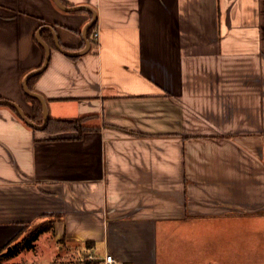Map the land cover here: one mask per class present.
Masks as SVG:
<instances>
[{
    "label": "crops",
    "instance_id": "1",
    "mask_svg": "<svg viewBox=\"0 0 264 264\" xmlns=\"http://www.w3.org/2000/svg\"><path fill=\"white\" fill-rule=\"evenodd\" d=\"M59 1L81 8L0 0V99L32 115L22 82L48 30L74 54L53 36L31 90L48 117L95 129L50 135L0 104V247L55 215L58 264H81L85 241L160 264L172 232L189 264H264V0ZM252 232L261 243L237 242Z\"/></svg>",
    "mask_w": 264,
    "mask_h": 264
},
{
    "label": "trees",
    "instance_id": "2",
    "mask_svg": "<svg viewBox=\"0 0 264 264\" xmlns=\"http://www.w3.org/2000/svg\"><path fill=\"white\" fill-rule=\"evenodd\" d=\"M96 26V22L89 27L87 34L90 36ZM42 36L44 37V40L49 44V46L54 47V40L53 36H51V33L48 30L42 31ZM38 75L30 76L27 79L28 87L29 89L33 88L34 81ZM32 105V115L30 116L31 120L37 124L41 125L43 121V113H42V103L34 97H31L26 94L25 96ZM4 105L8 106L10 109L14 111L15 114L19 116L16 109L7 103ZM92 115H88L85 117L77 118V119H61V118H51L48 117V120L44 126V129H42L43 132H46L47 134L53 135L58 134L61 132H72L73 130L77 131V137L80 138L84 132L95 129V127L92 126H86L84 125V122L90 119ZM60 218L55 215H49L45 216V218H41L38 221L30 222V224H26L23 226V228L19 231V233L16 234L15 238L10 240L8 243L0 247V262L15 257V255L21 253L23 250L30 249L37 241V239L42 234H49L50 236L54 233V226L57 221H59ZM84 254L88 255V252L93 247V242L85 241L82 243ZM82 264H88V261L85 259L82 261ZM101 260L98 258H95L92 260V264H100Z\"/></svg>",
    "mask_w": 264,
    "mask_h": 264
},
{
    "label": "rangeland",
    "instance_id": "3",
    "mask_svg": "<svg viewBox=\"0 0 264 264\" xmlns=\"http://www.w3.org/2000/svg\"><path fill=\"white\" fill-rule=\"evenodd\" d=\"M255 223L259 224L258 221ZM252 226L250 228H253ZM255 228H257V225ZM171 234L172 236L169 237V239H165V243L161 246V248L159 247L160 252L158 262L160 264H189L188 259L186 260L185 248L183 247V243L181 242L180 238L176 237L175 232H172ZM242 235L243 233H240L239 240H237V242L243 246H245L246 243L248 241H251L252 239L256 242L260 241V234H255V232L251 233V238L243 237ZM48 237L49 236H47V233L40 235V237L37 239V241H35L34 245L30 247V249L22 251L21 253L15 255V257L6 259L0 262V264H58L56 262H53L56 257V253L55 251H53V247L48 244ZM63 247L64 253H69L70 251L77 252L78 245L65 246L64 244ZM161 250H163V252H161ZM74 254L75 253L71 252L66 256L68 259H72L73 257L75 258ZM78 254L80 255L79 259L81 264L85 259L88 261V264H92V261L88 260L87 254H84V252H79ZM96 254H98V252ZM188 255L198 257L199 259V254L197 252Z\"/></svg>",
    "mask_w": 264,
    "mask_h": 264
},
{
    "label": "water",
    "instance_id": "4",
    "mask_svg": "<svg viewBox=\"0 0 264 264\" xmlns=\"http://www.w3.org/2000/svg\"><path fill=\"white\" fill-rule=\"evenodd\" d=\"M55 2L56 5H58L60 8L64 9V10H67V11H72V10H79L81 7L79 6H65L63 5L59 0H53ZM92 20L85 26V28L82 30V35H83V38L84 40H86V44H85V47L84 49H82V51L80 53H84L86 52V49L88 47V39H87V29L89 26H91L92 24H94L96 22V19H95V13L92 12ZM49 28L52 33H53V30H52V27H47ZM37 36V39L38 41L42 44V46L44 47V51H45V55H44V59H43V62L41 63L40 67L36 70H33L31 72H29L24 80H23V89H24V92L31 96V97H34V98H37L41 103H42V113H43V121H42V124L41 125H37L35 124L31 118L29 116H27V114L23 113L22 109L14 102L10 101V102H5V100L3 99H0V104H3V103H7L9 105H12L17 113L19 114L20 118L25 122L27 123L29 126H31L33 129H36V130H41L44 129V126L48 120V113L46 112V106H45V101H44V98H42V96H40L38 93H35L33 92L31 89H29L28 87V83H27V79L30 77V76H33V75H36V74H40L41 71H43L46 67V64L49 60V57H50V49H49V46L41 40L40 36H39V32L36 34ZM53 36H54V40L56 42V46L57 48L62 51L63 53L65 54H74L73 52H68L66 51L65 49L62 48V46L59 44L58 42V39H57V36H55V34L53 33Z\"/></svg>",
    "mask_w": 264,
    "mask_h": 264
},
{
    "label": "built area",
    "instance_id": "5",
    "mask_svg": "<svg viewBox=\"0 0 264 264\" xmlns=\"http://www.w3.org/2000/svg\"><path fill=\"white\" fill-rule=\"evenodd\" d=\"M92 34L94 39L98 38V34L96 31H94ZM93 259H95V257L89 254L88 260L92 261ZM99 259L101 260L100 264H119L110 253L105 254L102 258Z\"/></svg>",
    "mask_w": 264,
    "mask_h": 264
}]
</instances>
